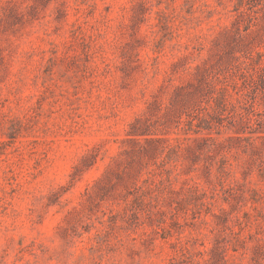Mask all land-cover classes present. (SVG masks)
<instances>
[{"label": "rangeland", "instance_id": "obj_1", "mask_svg": "<svg viewBox=\"0 0 264 264\" xmlns=\"http://www.w3.org/2000/svg\"><path fill=\"white\" fill-rule=\"evenodd\" d=\"M0 264H264V0H0Z\"/></svg>", "mask_w": 264, "mask_h": 264}]
</instances>
